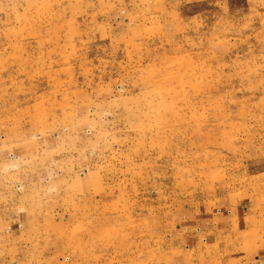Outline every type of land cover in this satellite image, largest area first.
<instances>
[{
    "label": "rangeland",
    "instance_id": "obj_1",
    "mask_svg": "<svg viewBox=\"0 0 264 264\" xmlns=\"http://www.w3.org/2000/svg\"><path fill=\"white\" fill-rule=\"evenodd\" d=\"M0 264H264V0H0Z\"/></svg>",
    "mask_w": 264,
    "mask_h": 264
}]
</instances>
